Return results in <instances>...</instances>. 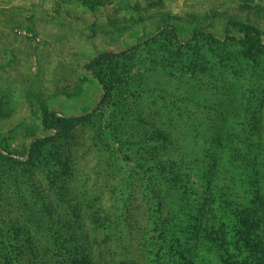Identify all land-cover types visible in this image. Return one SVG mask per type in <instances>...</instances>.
Returning <instances> with one entry per match:
<instances>
[{
	"label": "trees",
	"instance_id": "16d2710c",
	"mask_svg": "<svg viewBox=\"0 0 264 264\" xmlns=\"http://www.w3.org/2000/svg\"><path fill=\"white\" fill-rule=\"evenodd\" d=\"M81 1L91 7L101 3ZM191 36V43L211 50L242 48L239 59L234 51L224 52L220 64L210 66L198 58L203 45L197 43L188 48L189 59L167 55L173 40L181 42L177 30H161L147 40L161 51L162 60L151 62L169 60L170 72L193 73L185 96L176 98L194 103L203 116L192 120L179 101L154 107L156 101L146 99L153 90L133 89L130 78L139 59L130 47L102 53L87 65L104 91L93 112L59 115L44 104L45 135L30 142L26 158L0 149V264H37L35 258L50 255L52 264H98L95 231L115 245V253L109 246L106 264H135L136 250L146 255V264H264V78L256 76L248 90L241 86L238 98L217 94L208 103L202 90L221 66L234 68L230 64L239 63L237 78L249 80L244 71L264 61V32L231 20L224 39L196 29ZM221 82L226 87L221 84L220 91L231 84ZM98 114L107 120H97ZM82 128L93 135L79 154ZM194 135L200 141L188 146ZM92 149L98 160L93 181L80 174L88 169L81 160ZM229 173L239 187L219 193ZM137 199L141 203H134ZM139 209L146 214L144 223L136 216ZM86 216L92 232L85 228Z\"/></svg>",
	"mask_w": 264,
	"mask_h": 264
},
{
	"label": "rangeland",
	"instance_id": "374dc122",
	"mask_svg": "<svg viewBox=\"0 0 264 264\" xmlns=\"http://www.w3.org/2000/svg\"><path fill=\"white\" fill-rule=\"evenodd\" d=\"M100 1L99 5L91 7L81 0H0V149L5 153L25 159L30 142L45 135L42 127L44 104L59 115L66 116L85 115L99 107L104 91L95 72L89 70L87 65L102 53H120L132 47V52L139 59V65L133 68L130 78L132 88L149 89L146 90L148 93L153 90L152 96H147L146 99L156 101L153 106L160 108L162 103L175 104L179 101L176 97L185 96L184 85H188L193 73L187 68L170 72V68H167L171 63L169 60L165 64L151 62L162 60L160 49L147 45V40L152 41L151 37L161 30H177L181 42L173 40L169 44L171 48L167 55L189 59L193 50L188 48L197 43H191L192 29L206 30L222 38L227 25L231 20H236L264 32V0ZM202 45V42H198L196 46ZM207 46L199 48L201 51L198 58L203 61L205 57L210 66L219 65L217 59L224 52L234 51L237 59L242 56L239 45L229 46L225 51L211 50ZM230 66L234 68H219L220 77L206 79L202 86L204 101H215L217 94L219 99L223 96L241 97V86L244 85L248 90L256 76L264 78L261 76V72L264 73L262 60L260 64H254V68L248 67V72L244 71V76L249 80L237 78L235 68L241 69L239 63ZM167 73L170 75L167 76ZM139 77L141 80L137 81ZM165 79L171 84L162 86ZM145 80L150 87L146 86ZM221 80L231 83L226 90H219L223 85ZM156 82L158 84L154 85ZM178 103L186 107L192 120L197 119L195 116L205 114L194 103ZM105 117V114H98L97 120L105 122ZM80 135L83 146L78 148L79 154L87 151L90 145L88 137L93 133L89 128H82ZM195 136L189 139L188 146L200 141ZM97 162V154L92 149L81 160V165L90 168L88 170L82 167L81 177L86 172L93 181V171L97 170L93 167ZM230 180L231 173L224 176L219 193L222 189L239 187ZM103 195L105 204H108L109 197ZM134 203L141 201L137 199ZM136 216L144 223L146 214L142 209L138 210ZM84 222L86 230L92 232V224L87 216ZM92 235L97 263L106 264L109 262L110 249L115 253V245L104 241L101 231L92 232ZM42 241L48 239L42 237ZM132 255L135 264L147 263L148 258L139 250L133 251ZM41 258H35L34 261H38L37 264L53 262L52 255Z\"/></svg>",
	"mask_w": 264,
	"mask_h": 264
}]
</instances>
